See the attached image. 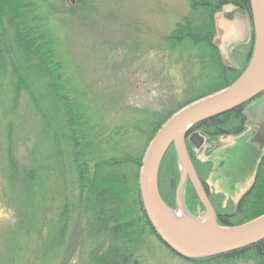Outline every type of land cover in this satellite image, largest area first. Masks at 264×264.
I'll return each mask as SVG.
<instances>
[{
    "label": "trees",
    "instance_id": "trees-1",
    "mask_svg": "<svg viewBox=\"0 0 264 264\" xmlns=\"http://www.w3.org/2000/svg\"><path fill=\"white\" fill-rule=\"evenodd\" d=\"M94 1L74 0L76 9L70 2L67 11L65 0H0V106L16 109L24 99L38 117L37 129L43 136L38 138L31 164L21 167L12 158L11 125L7 128V178L20 189L15 229L36 232L45 226L46 192L53 177L55 194L63 203L54 230L49 227L50 239L44 249L47 257L57 256L65 246L74 219L79 217L84 223L86 264H141L140 252L149 236L163 246L140 200L139 170L145 150L174 113L229 87L246 69L254 45L250 0H188L186 14L164 40V52L168 58L176 55L177 63L185 68L196 67L198 76L192 78L184 72L186 84L181 96L170 98L163 105L165 109L112 125L105 122L104 107L85 96L52 21L54 16L87 10ZM221 13L227 21L240 14L251 23L249 41L232 51L237 54L240 48L244 50L240 67L224 62L215 45L216 17ZM260 100H264V93L231 112L193 126L191 132L208 141L242 135L246 130L243 112ZM189 158L209 197L206 178L212 170L211 162ZM178 182L177 159L171 147L159 168L158 189L162 201L172 210L176 208ZM183 196L190 215L204 210L188 181ZM216 211L217 223L222 227L239 226L264 214V155L251 187L237 204L229 211ZM235 262L264 264V240L236 252L188 263Z\"/></svg>",
    "mask_w": 264,
    "mask_h": 264
},
{
    "label": "rangeland",
    "instance_id": "rangeland-1",
    "mask_svg": "<svg viewBox=\"0 0 264 264\" xmlns=\"http://www.w3.org/2000/svg\"><path fill=\"white\" fill-rule=\"evenodd\" d=\"M70 2L76 9L74 0H65L63 5L67 11H70ZM187 10L188 0H95L87 10L52 18L71 60L72 71L88 100L104 107L106 124L131 122L148 112L165 109L163 105L170 98L181 96L186 84L184 72L192 78L198 76L196 67L185 68L177 63L176 55L168 58L164 52L166 36ZM217 20L215 45L224 62L240 67L244 50L240 48L239 54L232 51L249 41L251 23L240 14L233 21L225 20L223 14ZM259 102H253L251 108L255 109ZM38 123V117L24 99L16 109L0 106V264H86L84 223L79 217L74 219L65 246L57 256L47 257L44 252L50 239L49 227L54 230L63 203L55 194L53 177L46 192L45 226L36 232L15 229L20 189L7 178V128L11 125L12 158L26 167L31 164L30 157H35L38 138H43L37 129ZM199 135L203 139L202 147L196 149L189 143V157L211 162L212 170L206 178L208 201L213 204L215 214L216 209L229 211L253 183L264 155V144H260L263 138L255 136L251 127L242 135L212 141ZM57 184L61 187V181ZM184 188L180 190L181 206L171 210L177 214L183 211L194 222L204 224L207 219L204 210H197L194 216L187 211ZM139 259L141 264H194L172 256L150 236Z\"/></svg>",
    "mask_w": 264,
    "mask_h": 264
},
{
    "label": "water",
    "instance_id": "water-1",
    "mask_svg": "<svg viewBox=\"0 0 264 264\" xmlns=\"http://www.w3.org/2000/svg\"><path fill=\"white\" fill-rule=\"evenodd\" d=\"M250 7L254 45L246 69L229 87L199 99L174 113L150 141L142 160L139 193L143 211L158 240L170 252L185 260L229 254L264 240V214L239 226L222 227L217 223L214 210L194 171L184 144L187 132L192 126L230 112L264 93V0H250ZM216 24L218 29L217 18ZM244 115L254 118L250 116L251 111L248 109L245 110ZM254 120L257 123H264L259 112ZM258 135L263 138L260 142L263 145L264 131L260 130ZM189 141L195 143L196 147L201 144V139L196 134L192 135ZM171 145L176 153L179 171L177 206H181L179 192L188 181L204 208L207 218L204 224L194 222L192 219V224L175 221L162 209L168 207L159 195L157 177L161 161Z\"/></svg>",
    "mask_w": 264,
    "mask_h": 264
},
{
    "label": "bare ground",
    "instance_id": "bare-ground-1",
    "mask_svg": "<svg viewBox=\"0 0 264 264\" xmlns=\"http://www.w3.org/2000/svg\"><path fill=\"white\" fill-rule=\"evenodd\" d=\"M256 10V9H255ZM186 107V106H185ZM184 108V107H183ZM259 109V106H257L255 109ZM182 109V108H181ZM180 109V110H181ZM247 109L248 110H250L251 111V115L250 116H252V117H254L255 118V116H256V114H257V112H259L258 110H257V112H255V113H253V110L251 109V106H248L247 107ZM246 109V110H247ZM263 110H264V107H263ZM232 111V110H231ZM230 111V112H231ZM245 112V111H244ZM244 112H243V115H244ZM228 113V112H227ZM259 113H263L262 111H260ZM264 114V113H263ZM223 115V114H222ZM261 115V114H260ZM245 117H246V122H245V127H246V129L247 128H249V127H251L252 129H254V131H255V136H256V134L258 135V132L261 130V131H264V123H257L255 120H254V118H251V117H249L248 115H244ZM261 119H262V116H261ZM263 120V119H262ZM199 124V123H198ZM195 126V125H194ZM193 127V126H192ZM192 127L188 130V132H187V137L185 138V140H184V144H185V148H186V152H187V154H188V151H187V146H188V144L189 143H191L196 149H200L201 147H202V144H203V139H202V137L197 133V132H191V129H192ZM161 128V127H160ZM159 128V129H160ZM158 129V130H159ZM246 131V130H245ZM158 132V131H157ZM156 132V133H157ZM198 135L199 136V138L201 139V144H200V146L199 147H196V144L195 143H193V142H190L189 141V138L192 136V135ZM155 136V135H154ZM188 138V139H187ZM153 139V138H152ZM187 140H188V144H187ZM152 141V140H151ZM173 148V150H174V147H173V145H171L169 148H168V150L170 149V148ZM147 149V148H146ZM167 150V151H168ZM146 151V150H145ZM174 152H175V150H174ZM167 153V152H166ZM165 153V154H166ZM145 154V153H144ZM175 155H176V153H175ZM165 156V155H164ZM189 156V155H188ZM143 157H144V155H143ZM164 158V157H163ZM177 159V158H176ZM142 160H143V158H142ZM163 160V159H162ZM162 162V161H161ZM141 164H142V161H141ZM161 165V164H160ZM160 168V167H159ZM140 170H141V167H140ZM140 170H139V176H140ZM159 172V171H158ZM254 179V178H253ZM157 187H158V177H157ZM178 187V186H177ZM176 190H177V188H176ZM158 191H159V189H158ZM160 195V194H159ZM179 196H181V191L179 192ZM175 204H176V192H175ZM177 205V204H176ZM163 209V211H164V213L166 214V215H168V217H170V218H173V219H175V221H180V222H184V223H188V224H192V220L190 219V218H188L187 216H186V214L182 211L181 213H175V212H173L170 208H166V207H164V208H162ZM164 246V245H163ZM165 247V246H164ZM178 257V256H177ZM180 258V257H179ZM204 259H208V258H204ZM183 260H185V259H183ZM196 260H201V259H196ZM191 261H194V260H187L186 262H191Z\"/></svg>",
    "mask_w": 264,
    "mask_h": 264
},
{
    "label": "flooded vegetation",
    "instance_id": "flooded-vegetation-1",
    "mask_svg": "<svg viewBox=\"0 0 264 264\" xmlns=\"http://www.w3.org/2000/svg\"><path fill=\"white\" fill-rule=\"evenodd\" d=\"M256 105H258V104H256ZM258 106H259L258 111L260 112V111H262V108H261V107H264V103L259 104ZM251 109H252V108H251ZM252 110H253V113L256 112V109H252ZM256 115H257V114H256ZM261 116H262V119L264 120V114H263V113H261ZM260 118H261V117H260Z\"/></svg>",
    "mask_w": 264,
    "mask_h": 264
}]
</instances>
